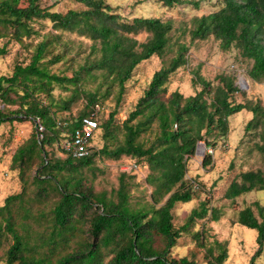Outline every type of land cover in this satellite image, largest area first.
<instances>
[{"label":"trees","instance_id":"1","mask_svg":"<svg viewBox=\"0 0 264 264\" xmlns=\"http://www.w3.org/2000/svg\"><path fill=\"white\" fill-rule=\"evenodd\" d=\"M73 1L81 8L60 12L43 6L41 0H0V38L22 42L39 35L35 22L45 19L52 22L54 31H59L42 34L26 64L16 63L10 75L0 76V104L17 105L7 111L0 108V124L7 120L33 121L38 117L44 127L39 140L35 130V136L19 145L11 158L12 168H22L34 154L43 153L39 155L40 169L33 178L38 191L33 195L23 191L7 195L0 205V262L197 264L186 256H170L171 248L180 233L196 219L209 213L211 220H217L221 212L202 200L190 210L181 226L174 227L172 208L176 202L191 200L199 185L195 179L185 177L187 162L199 142L207 148L224 138L229 130V116L241 110L251 113L244 129L256 131L255 149L264 156V105L259 99L235 100V94L242 91L232 73H220L212 81L196 72L192 84L198 83L200 88L193 94L184 95L174 89L166 99L161 95L167 91L170 75L187 62L190 43L209 37L218 41L221 50L235 48L243 59L251 60L247 71L251 79H264V0H221L216 10L177 23L159 16L128 18L106 0ZM159 1L165 7L185 4L198 8L203 0ZM60 32L76 33L91 41L88 52L70 75L49 70V65L60 60H73L67 56V42L60 43V51H53V41L61 40ZM142 32L146 37L139 40L137 35ZM4 51L3 46L0 54ZM152 55L160 57L162 65L153 72L127 117L119 124L113 110L98 122L103 140L99 149L94 150L93 146L92 152L82 158L65 156L61 161L47 158L44 146L52 143L57 146L78 125L76 119L94 110L98 98L113 92L118 106L133 69ZM89 80L96 81V85L86 90L83 86ZM54 83L69 94L54 100L51 94ZM83 93L90 108L73 116L67 126L58 125L56 111L68 110ZM42 96L49 98L48 102ZM95 155L111 159L125 155L145 161L149 169L146 182L152 187L150 200L138 205L131 202L126 171L120 173L118 186L110 197L93 198L81 190L80 179L72 173L80 165L89 164ZM210 162L211 156L205 152L201 163L204 166ZM48 188L59 193L49 211V230H34L32 222L45 219L48 207L34 208L33 202L43 201ZM263 189L264 172L251 169L239 172L224 195L234 199L242 193ZM91 206L96 209L85 220V211ZM84 220L88 223L85 230L80 226ZM234 221L256 230L257 247L249 259V264H255L264 249V204L253 201L242 207ZM76 231L87 235L71 247L70 236ZM196 236L203 245L201 232H196ZM205 252L209 264H224L227 258V246L218 240L209 244Z\"/></svg>","mask_w":264,"mask_h":264},{"label":"rangeland","instance_id":"2","mask_svg":"<svg viewBox=\"0 0 264 264\" xmlns=\"http://www.w3.org/2000/svg\"><path fill=\"white\" fill-rule=\"evenodd\" d=\"M115 7L123 16L131 18L133 16H159L163 19L172 18L176 23L187 20L192 15H201L214 11L221 5V0H203L198 8L192 5H177L165 7L159 0H106ZM43 6H50L52 11L64 12L68 8H81V5L73 0H41ZM39 29V35L23 39L22 42L7 38H0V48L4 46V52L0 54V76L10 75L16 63L26 64L33 51L34 44L40 40L44 33H59L52 28V22L48 19L35 22ZM61 40L53 41V51L62 49L60 43H69L67 56H72V61L60 60L53 65H49V70L55 73H65L70 75L77 63L82 61V57L89 50L91 41L88 38L79 36L76 33L60 32ZM145 33L137 35L139 40H144ZM187 62L177 68L169 77L167 91L162 98H167L169 93L177 89L184 95L193 94L200 88L198 83L192 84V78L197 72L200 76L214 81L216 75L220 73H232L235 83L242 93L235 94V100L243 101L246 98L259 99L264 105V79L255 81L251 79L247 71L251 66V60L243 59L237 49L230 48L221 50L218 41L212 37L203 40H194L190 43L187 51ZM71 62V63H70ZM162 65V59L156 55L142 60L132 71L131 77L125 82V90L119 105L115 104L114 93L108 94L104 98H98V103L94 105L97 111L99 123L106 119L110 112L116 110L115 121L121 123L133 109L137 99L142 95L154 71ZM96 81L89 80L84 83L86 90L93 89ZM103 93V91L101 92ZM54 100L65 97L68 90L61 89L58 84H53L51 91ZM43 97V96H42ZM46 103L49 98L43 97ZM87 95L79 96L65 111H56V116H75L87 111L90 107L86 105ZM0 108L5 111L17 108L16 104H0ZM55 109V107H53ZM249 111L241 110L232 114L228 118L229 130L227 135L218 140L214 146L205 147L199 142L195 154L187 162L186 178L195 179L199 182L195 189L194 196L187 202H176L172 208V223L175 228L181 226L190 210L198 206L200 201H205L208 207L217 208L221 214L217 220H211L210 214L202 219H196L188 228L180 233L176 244L171 248L170 256L178 258L186 256L194 260L197 264H209V257L205 248L218 240L227 246V258L224 264H249L250 256L255 251L257 244L255 241L256 230L249 229L236 223V213L242 207L249 205L253 201L264 204V189L252 190L242 193L234 199L226 198L224 193L229 183L237 177L241 171L251 169H261L264 172V156L255 149V142L258 138L256 131H245L244 126L251 117ZM101 130H98V138L94 144L97 150L102 146ZM148 136V133L145 134ZM35 136V127L32 120H7L0 124V205L7 195L23 191L25 194L33 195L38 191V186L33 180L37 174L40 156L43 153L34 154L29 164L20 168H12L11 158L16 148L25 143L30 137ZM119 140L123 138L122 132L118 134ZM47 158L50 160H64L66 157L60 153L55 143L45 145ZM205 152L211 156V162L202 165V157ZM136 160V163L133 161ZM136 164L135 169L126 171V181L131 202L138 205V202L150 200L152 187L146 182L149 169L145 161L137 160L135 157L122 155L118 159H111L95 155L89 164L79 166L77 172L72 175L80 179V189L89 196L105 195L110 197L118 186V177L122 172L121 167L128 164ZM23 169V172H20ZM65 170V169H64ZM62 170V172L64 171ZM42 173V170L39 174ZM64 175V174H63ZM47 187L48 185L45 184ZM59 198V193L48 188V195L43 201L35 200L34 208L48 207V215L45 219L34 220L33 229L49 230L51 215L49 214L53 202ZM96 206H91L85 211V220ZM255 210V208H254ZM256 211V210H255ZM82 221L80 226L85 230L88 228L87 221ZM48 227V229H47ZM196 232H201L203 245L199 243ZM87 232H74L70 236L69 246L77 245V240L85 237ZM7 245V244H6ZM0 264H5L3 261ZM255 264H264V249Z\"/></svg>","mask_w":264,"mask_h":264},{"label":"built area","instance_id":"3","mask_svg":"<svg viewBox=\"0 0 264 264\" xmlns=\"http://www.w3.org/2000/svg\"><path fill=\"white\" fill-rule=\"evenodd\" d=\"M73 117L69 115L61 116L58 118L57 124L63 127L72 122ZM78 125L72 129V131L65 134L64 138H61L57 143V148L64 156H71L73 158H82L89 155L92 150L99 128V121L97 118V111L93 110L89 115L82 116L76 119ZM34 127L36 130L38 140L42 136V130L44 129L40 118L36 117L34 120ZM136 164L123 165L122 171H129L135 169Z\"/></svg>","mask_w":264,"mask_h":264},{"label":"crops","instance_id":"4","mask_svg":"<svg viewBox=\"0 0 264 264\" xmlns=\"http://www.w3.org/2000/svg\"><path fill=\"white\" fill-rule=\"evenodd\" d=\"M249 115H251V114H249Z\"/></svg>","mask_w":264,"mask_h":264}]
</instances>
